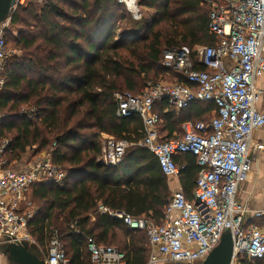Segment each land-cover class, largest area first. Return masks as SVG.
I'll use <instances>...</instances> for the list:
<instances>
[{
    "label": "trees",
    "instance_id": "trees-1",
    "mask_svg": "<svg viewBox=\"0 0 264 264\" xmlns=\"http://www.w3.org/2000/svg\"><path fill=\"white\" fill-rule=\"evenodd\" d=\"M136 2L154 15L134 22L130 32L135 34L129 39L128 34L111 39V21L124 18L122 6L130 13L118 0L33 1L11 15L17 35L10 37V30L6 34L7 43L22 53L8 60L0 89V112L5 114L0 140L8 141L4 159L9 165L21 161L29 149L33 155L47 149L51 161L69 173L61 186L32 187L35 212L27 232L45 256L51 231L56 230L70 264L90 263V242L117 248L127 264L147 262L146 232L100 213L98 206L160 223L172 189L156 156L138 145L143 136L140 117L117 116L114 93L138 95L150 72L155 80L165 73L185 83L177 70L163 65V50L216 43L208 31L210 7L203 0ZM22 105L36 110L33 119L19 114ZM153 110L159 137L168 140L183 135L184 122L209 121L216 108L212 101H194L176 110L160 100ZM102 133L130 143L115 166L97 160ZM174 160L180 188L192 200L199 170L196 156L177 153ZM239 264H264V258H244Z\"/></svg>",
    "mask_w": 264,
    "mask_h": 264
},
{
    "label": "built area",
    "instance_id": "built-area-1",
    "mask_svg": "<svg viewBox=\"0 0 264 264\" xmlns=\"http://www.w3.org/2000/svg\"><path fill=\"white\" fill-rule=\"evenodd\" d=\"M44 4L46 0H15L8 17L0 23V89L7 76V63L17 55L7 43L11 15L30 2ZM210 7L208 31L215 35L211 46H175L163 50L162 63L174 68L184 82H158L145 87L138 95L116 92L117 116L137 114L143 127L138 145L151 151L161 172L177 177V153L196 156L199 170L194 180L192 200L180 187L173 190L160 223L147 216L133 217L124 212L98 206L100 213L121 219L130 229L144 230L150 247L145 264L167 261L193 263L204 259L229 229L233 240L229 264L242 259L264 258V208L251 210L263 225L246 224L250 211L235 195L250 167L251 149L263 150L264 139L253 141L256 130H264V0H203ZM134 17L139 16L135 0H118ZM166 100L176 110L194 101H212L216 111L207 122H184L183 135L162 140L153 108ZM28 119L34 108L19 111ZM5 114L0 112V126ZM8 141L0 140V238L9 242H33L27 224L35 209L31 205L32 187L41 183L61 186L68 172L51 161L50 153L26 161L20 168L6 165L4 152ZM103 155L98 161L117 165L130 143L108 136L102 139ZM264 195V186L262 188ZM89 264H127L126 256L109 245L89 243ZM47 264H70L56 230L51 231L44 256Z\"/></svg>",
    "mask_w": 264,
    "mask_h": 264
},
{
    "label": "water",
    "instance_id": "water-1",
    "mask_svg": "<svg viewBox=\"0 0 264 264\" xmlns=\"http://www.w3.org/2000/svg\"><path fill=\"white\" fill-rule=\"evenodd\" d=\"M15 0H0V23L4 21ZM100 164L103 162L99 161ZM7 237L0 238V252L3 264H47L43 252L33 242H9ZM233 240L229 229H225L219 242L208 255L202 259L187 263L167 261L162 264H229L232 257Z\"/></svg>",
    "mask_w": 264,
    "mask_h": 264
},
{
    "label": "crops",
    "instance_id": "crops-1",
    "mask_svg": "<svg viewBox=\"0 0 264 264\" xmlns=\"http://www.w3.org/2000/svg\"><path fill=\"white\" fill-rule=\"evenodd\" d=\"M136 1V0H135ZM138 9L141 11L148 10L151 12L152 9L145 8L140 6L136 2ZM153 11V10H152ZM264 76L259 79L260 82H263ZM264 139V130L259 129L254 131L252 140L259 141ZM249 157L251 159V167L246 176V178L241 182L236 191V199L247 206L250 210L245 218L246 224L256 223L263 225L261 219H255L252 217L253 213L251 210H258L264 208V195L262 194V188L264 186V149L263 150H254L251 149L249 152ZM26 157H23L18 163H12V168H20L25 162ZM171 189H174L170 184ZM176 189L180 187L179 181L175 184ZM31 194V193H30ZM3 264V260L1 261Z\"/></svg>",
    "mask_w": 264,
    "mask_h": 264
},
{
    "label": "rangeland",
    "instance_id": "rangeland-1",
    "mask_svg": "<svg viewBox=\"0 0 264 264\" xmlns=\"http://www.w3.org/2000/svg\"><path fill=\"white\" fill-rule=\"evenodd\" d=\"M36 6H38V5H36ZM123 7L124 6H122L121 11L124 14L123 15L120 14V15H122L124 18L123 19L120 18L119 20L118 19H114V20L111 21V24L113 23L112 25H113V28H114L113 29L114 35H112L111 39H114V40L119 39L121 36H123L125 34H128V35H126L125 39H129L131 37V35L135 34V33L130 32L131 29H133L135 27L134 26V22L140 20L142 17L146 18V19H150L151 16L154 15V12L152 10L150 12L148 10L141 9V11L139 10L140 11L139 12V16H137V19H136V17H134L132 13H127L125 11L123 12V10L125 9V8L123 9ZM146 31H147V29L146 30L145 29L142 30L141 34H144ZM9 33H10V37H14L15 35H17L16 28L14 26H11ZM11 44H12L11 47L17 50V52H18L17 55H21L22 51L19 49V47L14 45L12 42H11ZM148 76H149L148 78L144 79L145 80V82H144L145 84L140 88L139 92L141 90H143L145 87H147L148 85L153 84L154 82H172L173 81V77L171 75L165 74V73L159 74L156 80L152 77L153 76L152 72H150L148 74ZM135 93H137V92H135ZM19 109H23L24 112H27V111H29L30 108L25 106V105H22ZM108 136L109 135L104 134V133L100 134L98 136L99 137V144L101 143L102 139L104 140ZM101 147H102V144L100 145V154L97 156V160L100 159L102 157V155H103V150H102ZM127 148H125V151H126ZM47 152H48V150L46 149V150L41 151V152H36L33 155L32 151L29 149L24 156L27 157L26 161L30 162L33 158L41 157ZM16 163H18V162H16ZM11 165L12 164H9L10 167H11ZM177 180H178V177H169V183L174 188V189H172V191L176 189L175 184L177 183ZM30 196H31V194H30ZM33 205L35 206V203H33ZM1 261H2V254L0 252V264H2Z\"/></svg>",
    "mask_w": 264,
    "mask_h": 264
}]
</instances>
